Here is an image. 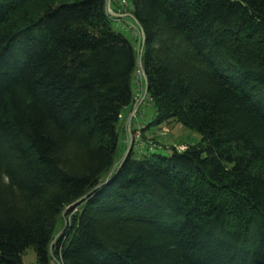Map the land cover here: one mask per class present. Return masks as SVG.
<instances>
[{"label":"trees","instance_id":"obj_1","mask_svg":"<svg viewBox=\"0 0 264 264\" xmlns=\"http://www.w3.org/2000/svg\"><path fill=\"white\" fill-rule=\"evenodd\" d=\"M109 1L0 0V264H264V0ZM137 68L200 141L101 185Z\"/></svg>","mask_w":264,"mask_h":264},{"label":"rangeland","instance_id":"obj_2","mask_svg":"<svg viewBox=\"0 0 264 264\" xmlns=\"http://www.w3.org/2000/svg\"><path fill=\"white\" fill-rule=\"evenodd\" d=\"M121 29V28H119ZM126 30H122L121 32H123V34L128 37L131 42L135 43V46L137 47V50L139 51L138 53H140V39L139 37L137 38L136 36H134V34L132 33V28L126 27ZM139 48V49H138ZM142 74L140 73V70L137 68V71L133 77V89H134V93H135V101L134 104L126 109L123 114V120L121 121L120 124V133L122 138H125L123 143V146L120 145L119 146V150L117 152V157L116 160L118 161L120 158V155L122 154V151H124V145L127 147L128 144H125L127 142V140L129 139V136L131 134L134 133V131L136 129L139 130L140 132V136H141V141L143 142V145L139 146V150L137 149L136 146H134V150L135 152H144L143 148L145 147H156L157 145H159L160 147H164V146H176L178 148L184 147L186 144L189 145H193L196 144L200 141V136L193 132L190 131L186 128H184L181 124L176 123L174 121L172 122H168V123H162L160 125H149V131L148 129L142 128V125H148L149 122H151V120L154 118V112L152 110V108L148 105V102L144 99L143 101H141L142 95H143V85H142ZM129 118L132 119H136L138 120V124H136V129L130 130V134L128 132L127 126H126V121L128 123ZM140 122V123H139ZM126 149V148H125ZM141 150V151H140ZM153 150V149H151ZM162 151H157L155 150V153H160ZM146 153V151L144 152ZM150 153V154H153ZM64 221L67 223L68 220L64 218L60 219L58 228H57V234L63 229L64 227ZM55 240V239H54ZM23 264H37L36 263V259H35V255L34 252L32 250H28L23 258ZM50 264H57L53 261H51Z\"/></svg>","mask_w":264,"mask_h":264},{"label":"water","instance_id":"obj_3","mask_svg":"<svg viewBox=\"0 0 264 264\" xmlns=\"http://www.w3.org/2000/svg\"><path fill=\"white\" fill-rule=\"evenodd\" d=\"M112 15H114V14H112ZM137 27H138V29H139L140 32H141L140 53H139V57H140V55H141V51H142V48H143L144 41H143V34H142V31H141V29L139 28L138 25H137ZM138 66H139V68H141V61H140V58L138 59ZM142 76H143V79H144V75H143V74H142ZM147 92H148V88H147V85H146V79H144V91H143V95H142L141 101H143V100L146 98V96H147ZM130 122H131V118H129V121H128V132H129V134H130V128H129V126H130ZM132 145H133V139H132V136H131V134H130V136H129V143H128L127 149H126V151H125L123 157L121 158V160H120V162H119V164H118V167H117L116 172L111 176V178H109L108 180H106V181H105L103 184H101V185H106V184H108V183L114 178V176L116 175L117 171H118L119 168L122 166V163H123L124 160L128 157L129 152H130V150H131V148H132ZM88 195H89V194H87L84 198H86ZM84 198H82V199L76 201V202H75L74 204H72L70 207H73V206H75V205H78L81 201H83ZM70 207H68V208L62 213V218L65 217V213L68 211V209H69ZM66 226H67V223L64 221V227H63V229H62V230H61V231L55 236V238L58 237V236L63 232V230H64V228H65ZM55 238H54V239H55Z\"/></svg>","mask_w":264,"mask_h":264},{"label":"built area","instance_id":"obj_4","mask_svg":"<svg viewBox=\"0 0 264 264\" xmlns=\"http://www.w3.org/2000/svg\"><path fill=\"white\" fill-rule=\"evenodd\" d=\"M109 0H107V7H108V5H109ZM122 3L125 5V1L123 0L122 1ZM108 12H110V10L108 9ZM118 23V22H117ZM124 24H127V26L126 27H129V28H132V33L134 34V36H136L137 38L139 37V39H141V32L138 30V28L136 27V25H134V24H131V23H124ZM132 139H133V141L135 142V144L137 145V146H140V145H143V142L141 141V136H140V132H139V130L138 129H136L135 131H134V133L132 134ZM129 143V139L127 140V142H126V144H128ZM150 147H152V146H150ZM181 149H183V148H181Z\"/></svg>","mask_w":264,"mask_h":264},{"label":"crops","instance_id":"obj_5","mask_svg":"<svg viewBox=\"0 0 264 264\" xmlns=\"http://www.w3.org/2000/svg\"><path fill=\"white\" fill-rule=\"evenodd\" d=\"M117 5H118L117 0H114V5H112V6L113 7H117ZM136 124H138V120L132 119V121L130 122V126H129L130 130L131 129H136ZM141 125H142V128H144V125L143 124H141ZM126 126H127V129H128V123H127V121H126ZM148 131H149V129H148ZM124 140H125V138L122 139V142H124Z\"/></svg>","mask_w":264,"mask_h":264}]
</instances>
